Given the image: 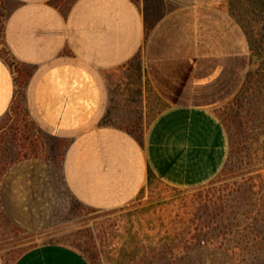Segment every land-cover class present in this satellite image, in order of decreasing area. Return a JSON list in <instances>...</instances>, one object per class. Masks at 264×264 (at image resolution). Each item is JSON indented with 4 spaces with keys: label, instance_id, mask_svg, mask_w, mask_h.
<instances>
[{
    "label": "crops",
    "instance_id": "0c3cea01",
    "mask_svg": "<svg viewBox=\"0 0 264 264\" xmlns=\"http://www.w3.org/2000/svg\"><path fill=\"white\" fill-rule=\"evenodd\" d=\"M15 1L5 41L32 67L27 109L68 146L61 161L23 158L4 173L0 201L14 224L39 231L61 222L71 207L62 194L112 209L137 197L151 172L190 187L220 171L228 135L216 112L239 95L257 58L239 0ZM15 97L14 71L0 55V121ZM13 264L88 261L46 242Z\"/></svg>",
    "mask_w": 264,
    "mask_h": 264
},
{
    "label": "rangeland",
    "instance_id": "374dc122",
    "mask_svg": "<svg viewBox=\"0 0 264 264\" xmlns=\"http://www.w3.org/2000/svg\"><path fill=\"white\" fill-rule=\"evenodd\" d=\"M59 1L68 6L73 0ZM15 5V0H0V55L15 71L17 82L12 110L0 121V178L3 165L22 157L25 144L44 148L58 161L64 158L68 146L67 140L43 133L27 109L25 92L32 67L17 61L5 41L7 18ZM239 15L257 58L239 95L216 112L228 135V156L220 171L207 182L190 187L167 183L151 172L137 197L112 209L90 208L62 194L71 201L67 215L39 231L15 227L0 204V264H13L26 250L46 242L77 249L88 264H203L201 259L191 261L186 256L194 241L184 246L180 233L188 229V238L197 233L194 221L208 204L209 216L202 217L207 223H202L201 237H216L220 231L207 226L213 224L216 208L221 202L229 207L233 202L229 193L244 186V178L255 168L251 167L253 163H264L260 159L264 156V127L260 126L264 123V0H239ZM131 66L128 69L133 71L134 64ZM154 98L162 107L160 98ZM134 130L142 131L140 122ZM211 193L215 196L208 198Z\"/></svg>",
    "mask_w": 264,
    "mask_h": 264
},
{
    "label": "trees",
    "instance_id": "16d2710c",
    "mask_svg": "<svg viewBox=\"0 0 264 264\" xmlns=\"http://www.w3.org/2000/svg\"><path fill=\"white\" fill-rule=\"evenodd\" d=\"M260 126L264 127V123L261 122ZM23 148L22 157L12 158L3 165L5 168L0 182L8 168L18 160L28 157H50L44 148L36 144L33 146L25 144ZM260 159L264 160V156ZM251 167L255 168L250 171L251 175L244 178L246 179L244 186L239 185L235 191L229 193L233 196L231 198L233 202L229 207L225 202H221L213 215V224H207L208 228L212 225L214 231H220L216 237L206 234L201 237L202 223H207L202 217L209 216L208 204L194 221L196 224L194 230L197 233L190 238L187 237L188 229L180 233L179 240L184 246H189L191 241H194L195 246L186 254L191 261L198 258L203 264H264V163L255 162ZM212 196H215V193L207 195L208 198ZM2 211L4 212L3 208ZM15 227L19 226L15 224Z\"/></svg>",
    "mask_w": 264,
    "mask_h": 264
}]
</instances>
